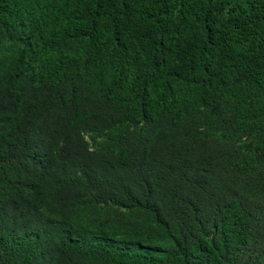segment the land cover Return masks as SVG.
I'll return each mask as SVG.
<instances>
[{"label":"trees","instance_id":"trees-1","mask_svg":"<svg viewBox=\"0 0 264 264\" xmlns=\"http://www.w3.org/2000/svg\"><path fill=\"white\" fill-rule=\"evenodd\" d=\"M0 264H264V0H0Z\"/></svg>","mask_w":264,"mask_h":264}]
</instances>
